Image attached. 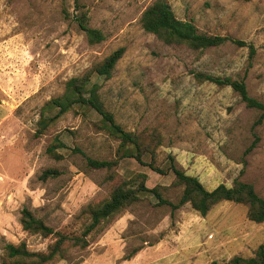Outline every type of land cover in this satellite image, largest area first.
<instances>
[{
  "label": "rangeland",
  "instance_id": "rangeland-1",
  "mask_svg": "<svg viewBox=\"0 0 264 264\" xmlns=\"http://www.w3.org/2000/svg\"><path fill=\"white\" fill-rule=\"evenodd\" d=\"M152 1L79 0L78 9L76 0H0V264L6 242L46 251L56 239L24 230L23 207L55 230L81 235L85 227L76 216L107 194L106 170L90 167L87 157L116 158L120 141L97 125L99 113L77 105L42 135L39 120L42 107L64 94L71 77L121 46L125 53L112 76L97 79L102 98L126 129L157 131L154 161L165 173L133 157L123 158L118 172H145L149 186H169L173 155L209 189L241 179L264 197L262 110L248 106L231 86L196 78L197 72L244 77L249 93L264 102V0H168L178 17L202 31L253 44V55L249 45L232 42L203 51L166 43L142 26ZM83 9L105 40L88 41L74 19ZM56 136L66 144L57 148L60 160L47 151ZM50 167L61 173L42 179ZM180 191L165 194L177 202ZM247 211L232 201L207 215L190 203L173 211L145 193L103 232L92 231L87 248H69L55 264L225 263L236 254L252 255L264 241V222L252 221Z\"/></svg>",
  "mask_w": 264,
  "mask_h": 264
},
{
  "label": "trees",
  "instance_id": "trees-1",
  "mask_svg": "<svg viewBox=\"0 0 264 264\" xmlns=\"http://www.w3.org/2000/svg\"><path fill=\"white\" fill-rule=\"evenodd\" d=\"M76 8H83L79 0H76ZM66 15L69 16L68 13ZM74 19L86 33L91 44L105 40L106 34L100 28L89 24L87 9L81 10ZM141 22L147 32L155 34L168 44L186 45L191 49L203 51L209 47L232 42L240 46L249 45L251 55L255 53L254 45L248 44L245 40L202 31L193 20L178 17L168 0L152 1L142 12ZM124 53L125 47L121 46L103 59L93 62L81 75L71 77L66 82L64 94L51 98L42 107L41 119L39 120L38 135H42L59 117L71 109L74 110L77 105L81 108L94 109L99 113L101 118L97 125L120 141L116 158L87 157V164L90 167L106 170L105 180L109 186L107 194L101 196L100 200L91 201L76 216V221L85 227L81 235L55 230L30 207H23L20 221L24 230L46 237L52 235L56 239L49 244L46 251L30 250L25 241L20 243L6 242L3 247L4 255L1 264H55L67 253L69 248L77 246L87 248L91 241L88 235L92 231H95L96 234L103 232L124 211L141 201L145 193H152L157 197L160 204L171 206L173 211L186 203H190L202 215H207L223 201L241 203L248 206L247 216L249 219L255 222H264V197L259 194L253 183L235 179L231 186L220 183L215 188L209 189L198 176L188 174L173 155L169 156V160L170 169L174 172L175 177L169 186H149L147 184L148 175L145 172H135L129 177L118 172L120 161L126 157H133L141 164L165 173L164 169L157 166L154 161L157 148L161 143V136L157 131L136 132L126 129L118 122L115 113L107 107L102 98L101 84L97 79L101 77L110 78ZM196 78L200 82L210 81L220 86H231L248 106L262 110V115L257 124L264 120V102L249 93L244 77L197 72ZM55 108L58 109L57 112L53 115L50 114ZM59 137L56 136L54 145H49L47 149L50 155L58 160L63 158V154L57 148L66 146ZM258 139L257 137L247 152L256 146ZM75 149L76 151L79 150V148ZM146 157L151 160H146ZM60 173L61 171L57 167H50L43 171L41 178L57 177ZM172 188L181 189L177 202L165 194ZM210 264H264V241L250 256L236 254L225 263L214 260Z\"/></svg>",
  "mask_w": 264,
  "mask_h": 264
}]
</instances>
